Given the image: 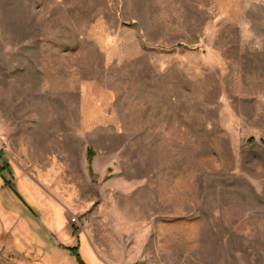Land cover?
Wrapping results in <instances>:
<instances>
[{
  "label": "rangeland",
  "instance_id": "374dc122",
  "mask_svg": "<svg viewBox=\"0 0 264 264\" xmlns=\"http://www.w3.org/2000/svg\"><path fill=\"white\" fill-rule=\"evenodd\" d=\"M0 264H264V0H0Z\"/></svg>",
  "mask_w": 264,
  "mask_h": 264
},
{
  "label": "trees",
  "instance_id": "16d2710c",
  "mask_svg": "<svg viewBox=\"0 0 264 264\" xmlns=\"http://www.w3.org/2000/svg\"><path fill=\"white\" fill-rule=\"evenodd\" d=\"M94 156H95V152L92 149H89L87 153V160L89 165V172L91 173V175H93L92 165H93Z\"/></svg>",
  "mask_w": 264,
  "mask_h": 264
},
{
  "label": "built area",
  "instance_id": "2783aa9c",
  "mask_svg": "<svg viewBox=\"0 0 264 264\" xmlns=\"http://www.w3.org/2000/svg\"><path fill=\"white\" fill-rule=\"evenodd\" d=\"M85 220L82 219L81 216H78V215H74L72 218H71V222L74 223V224H78V226L80 227H83L85 222Z\"/></svg>",
  "mask_w": 264,
  "mask_h": 264
}]
</instances>
